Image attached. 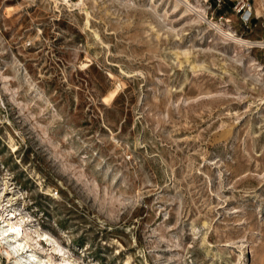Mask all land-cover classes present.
I'll return each instance as SVG.
<instances>
[{"label": "rangeland", "instance_id": "rangeland-1", "mask_svg": "<svg viewBox=\"0 0 264 264\" xmlns=\"http://www.w3.org/2000/svg\"><path fill=\"white\" fill-rule=\"evenodd\" d=\"M189 1L0 0V229L43 264H264V46L218 31L264 0Z\"/></svg>", "mask_w": 264, "mask_h": 264}, {"label": "bare ground", "instance_id": "bare-ground-1", "mask_svg": "<svg viewBox=\"0 0 264 264\" xmlns=\"http://www.w3.org/2000/svg\"><path fill=\"white\" fill-rule=\"evenodd\" d=\"M63 2H64V4H66L68 6L71 5L70 2H69V0H63ZM179 2H182L183 4H185L187 8L193 9L191 7V4H190V1L189 0H179ZM251 10H252V13H253V7L251 8ZM198 15H199L200 18H203L202 14L198 13ZM218 31L222 35L228 37L230 40H232L233 42H235L237 44H242V45H247V46H254V45L255 46H264L263 43L247 42L245 40H242V39H240V38L232 35L229 32H225V31H222L220 29H218ZM1 227H2V225H1ZM0 230H1V232H0V240H8V239H11V242L13 243V245H11V249L13 250L14 254L16 255V259L13 262V264H43V262L41 260L37 259V257L33 253H27L24 250V248H25L24 244L21 241L17 240L16 237L14 236V234H15L14 231H17L18 233L19 232H22L21 228H19V226L17 224L12 223L11 226H9V227L6 226V228L3 227ZM50 241L51 240H49V242ZM22 253L27 256V259H25L23 257V254ZM65 263L66 264H71L70 260H67Z\"/></svg>", "mask_w": 264, "mask_h": 264}, {"label": "built area", "instance_id": "built-area-1", "mask_svg": "<svg viewBox=\"0 0 264 264\" xmlns=\"http://www.w3.org/2000/svg\"><path fill=\"white\" fill-rule=\"evenodd\" d=\"M225 1L229 2L230 9L243 21L248 22L253 13L251 10L252 0H214V3L219 5Z\"/></svg>", "mask_w": 264, "mask_h": 264}, {"label": "crops", "instance_id": "crops-1", "mask_svg": "<svg viewBox=\"0 0 264 264\" xmlns=\"http://www.w3.org/2000/svg\"><path fill=\"white\" fill-rule=\"evenodd\" d=\"M254 13L256 16L261 17L264 15V6L261 3H255Z\"/></svg>", "mask_w": 264, "mask_h": 264}, {"label": "trees", "instance_id": "trees-1", "mask_svg": "<svg viewBox=\"0 0 264 264\" xmlns=\"http://www.w3.org/2000/svg\"><path fill=\"white\" fill-rule=\"evenodd\" d=\"M212 3L214 4V0H212ZM222 5H223V6H226L227 8L230 7L229 2H227V1H225Z\"/></svg>", "mask_w": 264, "mask_h": 264}]
</instances>
